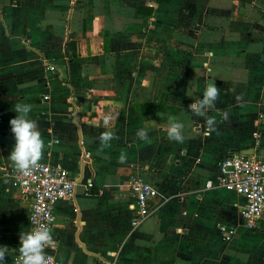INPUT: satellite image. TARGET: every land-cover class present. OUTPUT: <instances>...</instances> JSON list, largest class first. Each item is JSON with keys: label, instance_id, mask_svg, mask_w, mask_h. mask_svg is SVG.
<instances>
[{"label": "crops", "instance_id": "1", "mask_svg": "<svg viewBox=\"0 0 264 264\" xmlns=\"http://www.w3.org/2000/svg\"><path fill=\"white\" fill-rule=\"evenodd\" d=\"M212 82L209 133L188 105ZM18 102L33 106L37 163L59 164L76 180L54 206L59 261L264 264V229L243 225L245 199L206 188L223 156L264 154V0H0V244L11 249L28 231L30 207L2 170L13 165ZM170 116L184 124L182 143L167 135ZM104 131L113 138L102 148ZM133 174L166 195L138 224ZM222 228L234 230L231 239Z\"/></svg>", "mask_w": 264, "mask_h": 264}, {"label": "built area", "instance_id": "2", "mask_svg": "<svg viewBox=\"0 0 264 264\" xmlns=\"http://www.w3.org/2000/svg\"><path fill=\"white\" fill-rule=\"evenodd\" d=\"M49 69L54 71L55 68ZM44 100H48V97L45 96ZM2 170L11 176L20 198L30 202L28 231L42 223L52 228L54 206L57 202L73 195L76 180L59 164L37 163L27 175L21 173L14 164ZM127 186L132 197L129 209L137 217L134 224L140 223L149 215L150 203L155 198H166L164 187L154 186L138 174L129 176ZM213 187L226 189L242 196L245 199V206L242 209L243 225L252 230L264 229V154H235L225 157L218 163L215 180L206 183V188ZM221 231L225 240L231 239L234 235L232 229L222 228ZM52 250V241H50L45 246L48 264H69L56 259ZM18 261L19 256L14 258L13 264H18ZM103 264H115V262Z\"/></svg>", "mask_w": 264, "mask_h": 264}, {"label": "clouds", "instance_id": "3", "mask_svg": "<svg viewBox=\"0 0 264 264\" xmlns=\"http://www.w3.org/2000/svg\"><path fill=\"white\" fill-rule=\"evenodd\" d=\"M219 91L214 82L208 84L201 95L188 105L190 112L195 116L206 117V130L211 133L216 127V118L208 115V110L216 105ZM32 104L26 102H18L12 107L15 116L9 121L10 131L14 137V143L8 154L9 159L14 166L23 174H30L33 167L40 160L43 149V140L41 132L37 126V122L30 119ZM224 118H228V113H224ZM110 116L105 117L107 123ZM184 124L177 120L174 116L169 117L167 125V135L169 139L177 143L184 141ZM137 135L141 139H145L148 133L144 129H138ZM113 138L111 131H104L101 134V147H107ZM52 230L47 224H39L30 231H25L19 236V245L15 249H11L7 245L0 244V264H6L5 257L10 252L18 251V264H48V257L45 252V246L52 239Z\"/></svg>", "mask_w": 264, "mask_h": 264}, {"label": "water", "instance_id": "4", "mask_svg": "<svg viewBox=\"0 0 264 264\" xmlns=\"http://www.w3.org/2000/svg\"><path fill=\"white\" fill-rule=\"evenodd\" d=\"M79 122H80V116L78 114V112L75 110L73 113V123L79 127ZM244 155H251V152L247 151V152H243ZM85 158V156H84ZM86 159V158H85Z\"/></svg>", "mask_w": 264, "mask_h": 264}, {"label": "trees", "instance_id": "5", "mask_svg": "<svg viewBox=\"0 0 264 264\" xmlns=\"http://www.w3.org/2000/svg\"><path fill=\"white\" fill-rule=\"evenodd\" d=\"M172 1H174V0H158V2H159L160 4H168V3L172 2ZM143 107H144V110H146V112H148L147 110H149V109H148V108H149V105H144ZM136 109H137V108H136ZM225 157H226V156H223V157L219 160V162L222 161Z\"/></svg>", "mask_w": 264, "mask_h": 264}]
</instances>
